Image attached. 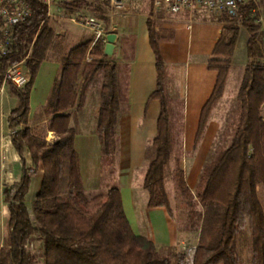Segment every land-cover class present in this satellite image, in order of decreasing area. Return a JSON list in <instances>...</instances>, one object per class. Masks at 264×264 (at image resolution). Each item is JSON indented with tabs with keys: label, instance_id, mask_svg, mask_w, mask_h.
<instances>
[{
	"label": "trees",
	"instance_id": "trees-1",
	"mask_svg": "<svg viewBox=\"0 0 264 264\" xmlns=\"http://www.w3.org/2000/svg\"><path fill=\"white\" fill-rule=\"evenodd\" d=\"M30 1L33 13L15 27V50L3 58L2 64L4 71L31 49L26 61L29 82L20 89L11 86L19 101L8 120L12 144L21 156L23 168L20 179L2 189L10 212V244L0 248V264H188L186 250L160 248L133 229L119 187L86 195L74 148L76 130L70 124L71 109H82L90 85L101 75L97 135L101 147L111 146L120 90L114 57L104 54L105 41L91 46L89 39L70 49L47 105L51 117L40 125L29 124L31 84L56 37L55 23L47 18L46 4L42 0ZM70 4L69 12L82 10L93 14L109 30L108 2L77 0ZM260 15H264V0L241 6L236 17L225 14L227 23L207 61V67L217 72V79L202 108L197 138L223 95L239 28L248 29V60L237 94L236 112L229 118V128L233 130L224 143L215 147L193 193L182 171L177 175L180 192L192 195L202 206L192 228L198 235L193 264H241L239 251L243 246L251 250L250 264H264V206L259 197V188H264V53L258 43ZM148 23L156 72V87L149 99H160L163 107L153 138L155 154L145 172L143 187L149 207L164 206L172 212L165 186L171 155L164 99L166 67L155 22L149 19ZM80 77V85L75 89L73 83ZM49 132L55 134L54 139H47ZM25 152L31 156V167H27ZM31 168L41 174L42 181L29 207L26 195Z\"/></svg>",
	"mask_w": 264,
	"mask_h": 264
},
{
	"label": "rangeland",
	"instance_id": "rangeland-1",
	"mask_svg": "<svg viewBox=\"0 0 264 264\" xmlns=\"http://www.w3.org/2000/svg\"><path fill=\"white\" fill-rule=\"evenodd\" d=\"M261 23L258 43L264 53V15L259 16ZM87 34V33H81ZM249 31L245 26H240L239 34L232 56V64L227 77L228 81L225 86L222 97L217 102L211 117L207 123L203 133L198 136V128L195 126L200 113L199 107L202 105V98L195 101H188L187 92L183 83L179 85L180 78L184 74L182 63L176 61L178 56L176 50L178 45L170 36L164 35L161 42L165 45V64H166V83L164 99L166 101L167 115L169 119L171 155L165 171V186L169 196L172 212L169 215V228L171 227L173 243L171 245H158L160 248L174 247L186 250L188 264H192V257L197 243V233L192 228L198 220L199 213L202 212V206L196 203L192 195L182 194L179 189L178 172L183 173L186 183L193 193L200 173L209 160L215 147L224 143L230 136L233 129L229 128V118L233 112H236L237 94L240 88L244 67L248 60V39ZM125 50V59L123 64L119 65L118 81L120 90V104L117 113V121L112 135V143L108 148L101 149V184L97 189L90 188L87 196H93L105 191L108 187L119 186L127 181V177L131 176L132 188L134 189L133 207L143 209L146 206L147 192L143 187V179L150 160L155 154V146L153 138L157 129V118L162 109L160 99L151 100L146 112L144 111L143 100L136 102L134 106L130 99L133 96L129 93V84L132 74V60L138 56L136 48L135 36L127 35L123 41ZM142 66V65H140ZM139 66V67H140ZM51 68V65H49ZM183 68H186L184 66ZM50 69L45 67L39 75L41 81L37 82L36 88L33 86L31 106L36 105V100L44 90V80ZM151 71V69H150ZM149 72V70H148ZM147 72V73H148ZM142 74V72H141ZM140 76V71L137 77ZM184 76V75H183ZM102 85V76L98 75L89 87L90 103L89 105L75 117L74 128L80 136L96 129L98 121V110H95V102L99 100L100 88ZM142 98V96H140ZM191 98H194L191 96ZM96 99V100H95ZM18 95L11 85H6L3 93L0 92V135L5 133L9 137L8 112L18 105ZM198 106V110H197ZM135 108L136 110H133ZM41 112H38L40 115ZM135 113L133 120L130 116ZM233 124V123H232ZM40 125V124H39ZM95 125V126H94ZM233 126V125H232ZM8 140V139H7ZM27 167L32 166L31 156L25 158ZM5 168V169H4ZM23 162L16 161L11 166L2 167V174L10 179L14 173H21ZM33 169V168H31ZM35 170L31 174L30 188L26 195V203L30 207L32 200L36 196L41 187L42 177L35 174ZM197 175V178H196ZM195 180V182H194ZM259 197L264 206V188H259ZM3 193L0 190V208L4 206ZM129 212L130 207L126 199ZM135 203V204H134ZM7 222L2 215L0 217V243ZM184 240V244L182 241ZM241 256V264H250L251 250L249 247L243 246L239 251Z\"/></svg>",
	"mask_w": 264,
	"mask_h": 264
},
{
	"label": "crops",
	"instance_id": "crops-1",
	"mask_svg": "<svg viewBox=\"0 0 264 264\" xmlns=\"http://www.w3.org/2000/svg\"><path fill=\"white\" fill-rule=\"evenodd\" d=\"M125 9L110 11L111 14V26L108 31L117 34L114 48V63L119 69V65L123 64L125 59V50L123 47L124 38L127 35L135 36L136 48L138 49V56L132 60V78L129 84L130 94L133 98L130 102L135 106L137 100L144 102V111L148 109V105L151 100L149 99L150 94L156 87V72H155V56L150 45L149 34H148V21L149 19L154 20L157 32L159 33V49L165 63V52L164 44L160 41L161 38L170 36L178 45L176 55L178 59L176 61L182 63V69L184 70V76L179 80V85L183 83L184 88L187 92L188 101H195L203 96V103L199 107L200 113L196 123L199 125L200 115L203 106L212 94L213 88L217 79V72L210 70L207 67V61L212 56L213 49L219 39L222 27L227 23L225 14H214L206 9L196 8L193 10H185L183 12L172 14L165 11L156 10L153 7L152 0H124ZM258 1V0H257ZM55 23L54 43L47 49L45 57L41 60L36 77L32 82L31 86L33 89L36 88L37 82L41 81L39 75L43 69L47 67L49 73L47 77L43 78L44 90L40 99H37L34 108L31 106L33 89H31L29 97V124L39 125L46 123L51 117L47 113V105L51 96L53 87L59 78L61 68L65 63V59L75 45L92 39L91 46L94 42V32L89 29H83L80 26L70 22L66 19L55 18L52 19ZM81 33H87L81 34ZM106 44V41H105ZM105 47V46H104ZM90 57H87V61ZM51 65V68H49ZM142 65V66H140ZM140 66V67H139ZM186 66V68H183ZM166 67V64H165ZM151 69V71H150ZM149 70V72H148ZM140 71V76L137 77ZM142 72V74H141ZM148 72V73H147ZM227 77V81H228ZM81 77L74 81L73 85L75 89H78L80 85ZM226 81V84H227ZM166 83V82H165ZM225 84V86H226ZM225 89V88H224ZM99 94V93H98ZM90 93L86 96L85 103L80 110L72 108V114L70 119L71 126L75 124V117L83 111L90 103ZM142 96V98H140ZM194 97V98H191ZM158 99V98H156ZM96 100V99H95ZM100 100V97H99ZM95 110L100 108V101L96 100ZM13 110V109H12ZM11 110V111H12ZM133 110H136L133 108ZM198 110V106H197ZM9 111L8 119L11 114ZM38 112H41L38 115ZM132 114V113H131ZM136 116L133 113L130 119L133 120ZM8 126H9V120ZM99 119V113H98ZM98 124V121H97ZM95 126V125H94ZM9 137L3 133L0 135V190L2 191L4 185H9L17 182L21 173H14L10 179L2 174V167L11 166L14 162L20 161V154L16 151L12 144V130L9 126ZM55 138L53 132H49L47 139L52 140ZM8 139V140H7ZM74 148L79 156V165L83 185L86 192L90 189H97L100 187L101 181V142L97 135L96 129L90 131L87 134L80 136L79 133L75 134L74 137ZM24 157L30 158V154L25 152ZM5 169V168H4ZM40 174L35 172L32 175ZM41 175V174H40ZM127 181L120 185L124 208L129 218L133 229L147 238L153 240L156 245H171L173 243V236L171 227L169 228V215L168 208L164 206L160 207H149L148 206V194L146 206L143 209L133 207L134 202V189L132 188L131 176L127 177ZM197 178V175H196ZM195 182V180H194ZM109 188V187H108ZM128 200V205L126 203ZM135 204V203H134ZM4 215L6 219L5 231L2 236L0 248L4 245L10 244V233H9V219L10 212L8 205L4 203L3 208H0V217ZM184 244V240L182 241Z\"/></svg>",
	"mask_w": 264,
	"mask_h": 264
},
{
	"label": "built area",
	"instance_id": "built-area-1",
	"mask_svg": "<svg viewBox=\"0 0 264 264\" xmlns=\"http://www.w3.org/2000/svg\"><path fill=\"white\" fill-rule=\"evenodd\" d=\"M47 7V18H61L94 32V42L106 41L110 31L93 14L82 10L69 12L71 2L77 0H42ZM108 2L112 11L124 10V0H100ZM153 7L159 11L177 14L185 10L196 8L206 9L214 14H228L231 17L239 15L241 6L257 2V0H152ZM33 13L30 0H0V92L3 93L6 85L17 89L23 88L30 80L29 69L26 61L30 56L31 49L20 60L8 65L2 71L3 58L10 56L15 50V27L29 18ZM43 23V22H42ZM41 23V24H42ZM33 169L30 170V173Z\"/></svg>",
	"mask_w": 264,
	"mask_h": 264
},
{
	"label": "water",
	"instance_id": "water-1",
	"mask_svg": "<svg viewBox=\"0 0 264 264\" xmlns=\"http://www.w3.org/2000/svg\"><path fill=\"white\" fill-rule=\"evenodd\" d=\"M116 38H117V34L114 32H110L106 36V44L104 47V54L109 58H111L113 56ZM193 258H194V255L192 257V264H193Z\"/></svg>",
	"mask_w": 264,
	"mask_h": 264
}]
</instances>
